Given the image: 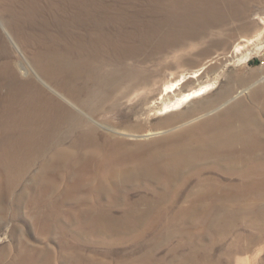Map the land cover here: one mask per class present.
Listing matches in <instances>:
<instances>
[{"label": "rangeland", "instance_id": "1", "mask_svg": "<svg viewBox=\"0 0 264 264\" xmlns=\"http://www.w3.org/2000/svg\"><path fill=\"white\" fill-rule=\"evenodd\" d=\"M150 1L96 0L110 15L147 30L145 55L136 58L147 73L133 78L135 85L123 80L105 101L103 84L90 85L101 110L91 116L97 133L112 135L126 152L92 145L103 153L101 172L81 190L69 191L65 180L71 168L81 173L85 150L79 161L77 155L68 160L57 183L49 179L54 172L47 163L61 149L72 150L73 140L61 146L41 141L50 134L36 117L37 98L25 90L14 97L0 78V264H264V188L239 189L264 180V92L257 93L264 88V0H242L252 11L239 19L222 0L211 10L218 19L182 20L160 10L167 0ZM153 19L162 30L158 37L146 24ZM167 21L175 24L171 33ZM7 22L0 17V38L8 40L17 81L33 80L50 99L85 112L58 90L60 83L42 79L32 50L19 45ZM183 74L177 88L164 91ZM206 85L204 94L162 112ZM39 101L45 107L46 99ZM216 124L245 133L214 141ZM172 148H184L188 159L157 160L153 168L161 177L134 165Z\"/></svg>", "mask_w": 264, "mask_h": 264}, {"label": "bare ground", "instance_id": "2", "mask_svg": "<svg viewBox=\"0 0 264 264\" xmlns=\"http://www.w3.org/2000/svg\"><path fill=\"white\" fill-rule=\"evenodd\" d=\"M221 1L181 0L176 2V0H167L165 7L162 8L161 6L160 10L163 12L165 11L164 8L168 9L166 12H168L170 19L177 17H181V20L183 18L198 19L200 16H212L218 19L220 13L211 10L218 8ZM229 1L232 3V9L227 10V12L236 19H239V16L245 13L249 15L252 11L251 6L247 7L242 4V0ZM249 1L254 2L255 0ZM226 4V8H228V2ZM104 9V6L99 5L96 0H0V17L8 21L10 33L14 35L19 45L32 50V57L39 68L37 73L49 84L54 83L56 85L60 83L58 84V90L68 97L72 105L85 110V112L77 111L63 102L55 101L52 97L50 99L44 88L33 80L26 83L17 81L16 76H18V73L9 59L11 52L8 47V40L5 37L0 38V61L4 60L0 62V78H5L2 81L3 84L9 83V85H12L14 97L25 90L29 95L37 98L39 105L36 106V111L39 114L36 117L44 118L45 121L40 123V126L44 127L45 132L50 134L48 136L44 135L40 140L44 143L47 142V144L52 142L59 146L67 140H70V142L73 140L72 146L74 147L72 148H75L76 152H73V149H61L55 155L52 163H47L48 167L51 166L54 172V177H47L57 183L60 179L58 175L60 172L63 174L68 160L73 155H77L79 161L83 155L82 152L84 150L86 152L85 163L81 165L82 168L79 170L81 173H76L75 169L71 168L68 175H66L65 187L69 191L81 190L85 184L93 182L94 177L101 172V167L97 164L103 157V153L97 150L92 151V145L99 143L102 144L103 148L104 146L113 147L119 152L123 151V154L126 152L120 141L110 139L114 138L112 135L109 137L97 133L91 116L101 110L97 108L98 105L92 103L96 98L91 96L93 91L90 85L92 82L103 84L100 93L105 101L107 99L104 96L105 93L107 94L110 90L119 91L123 80L131 82L132 79L131 85H135L133 78L139 79L142 73H147V70H143L144 68L140 69L136 66V58L142 54L145 55V46L149 42L148 37H142L146 35L147 30H144L141 22L136 24L128 17L122 18L118 14L110 15ZM146 24L152 27L151 31L154 33V37H158V33L162 31L160 25L154 24V19L147 21ZM166 25L172 27V31L167 30L168 33L175 30L174 23L168 25L167 21ZM184 76L183 74L176 83L167 86L164 91L168 92L177 88L183 81ZM141 79L144 78L141 77ZM246 80L244 78L242 82ZM147 82L149 83L150 80H147ZM209 89L210 86L206 85L191 91L177 99V102L165 104L162 112L166 113L178 109L184 102L204 94ZM262 92H264V88L257 91V93ZM83 93L90 94L86 100L81 99ZM257 93L251 94L249 96L250 100ZM119 94L121 93L119 92ZM41 98L46 99L45 107L40 106L39 100ZM99 101L105 103L100 99ZM43 110L45 113L42 112ZM48 112L49 114H46ZM216 125L218 126L216 130H210L214 132V141H223L224 138L229 136L234 135L237 137L245 133L244 128H238L237 132L233 129L232 134L224 130L225 128L219 124ZM194 132H196V129L188 131L189 134ZM185 135L188 136L187 131ZM102 138L103 140H101ZM187 156L189 155L186 154L184 148H172L164 151L161 155H156L155 158L145 161L139 160L134 165L138 168L145 167L154 177H161L162 175L155 172L153 168L157 160L162 159V161L177 163L187 160ZM249 172L252 173V170L249 169ZM257 172L259 171L255 170V173ZM70 180L74 181L71 183ZM242 187L247 188L249 192L259 191L264 188V180L260 182L248 180L243 186H239V189H242Z\"/></svg>", "mask_w": 264, "mask_h": 264}, {"label": "built area", "instance_id": "3", "mask_svg": "<svg viewBox=\"0 0 264 264\" xmlns=\"http://www.w3.org/2000/svg\"><path fill=\"white\" fill-rule=\"evenodd\" d=\"M259 62L260 64H264V52L262 53V55L259 57Z\"/></svg>", "mask_w": 264, "mask_h": 264}]
</instances>
